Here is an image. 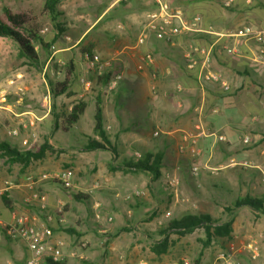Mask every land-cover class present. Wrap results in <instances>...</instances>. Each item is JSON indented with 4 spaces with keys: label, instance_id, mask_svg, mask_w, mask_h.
I'll list each match as a JSON object with an SVG mask.
<instances>
[{
    "label": "crops",
    "instance_id": "obj_1",
    "mask_svg": "<svg viewBox=\"0 0 264 264\" xmlns=\"http://www.w3.org/2000/svg\"><path fill=\"white\" fill-rule=\"evenodd\" d=\"M45 2L0 0L3 7L14 12L39 16L43 23L40 34L52 49L47 58L40 54L45 69L53 62L66 65L72 61L76 76L80 77L75 78L67 93L54 97L49 89L40 102L41 94L36 101H30L34 93L23 84L7 86L10 91L1 90L0 139L10 143L7 138H15L17 146L10 143L12 146L30 149L24 136L10 132L35 124L45 134L50 129H61L54 113L70 111L73 103H65L64 99L77 96L85 99L84 113L93 106L86 114L93 129L99 98L104 127L117 153L109 156V150L91 151L104 153L99 155L101 159L117 157L118 161L114 159L116 167L109 163L106 174L94 176L97 184L98 177L104 178L107 187L90 188V215L71 206L66 221L58 222L56 215H51L52 220L39 216L35 212L38 204L26 202L37 186L31 184L30 177L42 171V164L38 167L36 161L22 170L19 163L9 164L0 157V264H26L31 255L26 244L9 237L2 226L19 216L30 223L51 224L53 242L61 244L67 264H172L183 259L193 264H218L221 252H233L243 264H264V211L249 205L234 206L248 194L264 199V182L258 168L264 162V62L254 61L261 49L257 41L243 39L236 43L226 35L247 26L264 29V0H236L228 8L218 0H171L172 6L189 18L201 15L204 30L180 34L173 41L158 39L148 32L142 45L137 39L148 14L156 8L154 0H62L58 21L63 31L42 13ZM192 43L213 48V69L230 83L229 91H224L219 83L201 81L200 61L192 68L188 66L185 52ZM227 45L235 46L234 54L226 52ZM82 46L84 50L79 52ZM86 53L98 57L95 67L90 66ZM146 53L153 54V64L145 60ZM105 72H112L113 77L121 73L123 78L112 86V77L103 86L97 79ZM43 80L47 83L45 77ZM34 104L41 108L33 109ZM197 125L203 131L194 140L201 150L194 157L189 152L193 140L184 134H198ZM246 135L251 137V143L243 142ZM53 140L45 135L40 146L47 141L56 147ZM132 148L143 155L161 153L162 175L155 177L151 172L119 167L128 160L126 154ZM193 163L200 168L197 175L192 173ZM122 173L127 178L117 181ZM168 176L178 178L180 186H169ZM159 181L166 182V191ZM38 190L41 201L50 207L60 199L70 198L68 191L61 194L48 182H42ZM134 190H141V195L126 199ZM5 194L10 205L3 199ZM97 211L101 212V219H97ZM199 213L209 214L215 219L214 226H218L217 230L212 229L210 241L205 244L203 227L186 234L170 231L166 252L157 254L152 249L165 237L163 231L169 222ZM109 215L113 216L112 221L108 220ZM194 233L198 234L191 236ZM250 242H255L260 250L257 259L251 257L247 248Z\"/></svg>",
    "mask_w": 264,
    "mask_h": 264
},
{
    "label": "trees",
    "instance_id": "obj_2",
    "mask_svg": "<svg viewBox=\"0 0 264 264\" xmlns=\"http://www.w3.org/2000/svg\"><path fill=\"white\" fill-rule=\"evenodd\" d=\"M61 1L62 0H46L42 13L47 14L55 24V27L63 31V27L58 21L61 14L58 5ZM3 13L4 16L0 14V37H8L15 41L19 47V56L29 64L42 69L45 62L42 60L43 57L40 55L41 52H39L37 46L41 47L42 51H44L50 48V44L46 42L40 34L43 23L39 19V16L27 12H14L6 7L3 8ZM65 68L63 76L60 79L51 80L47 75L50 89L54 97L70 91L69 89L76 78L77 68L74 62L71 61L66 64ZM112 77V72H105L98 76L97 83L104 86L108 84ZM85 108V100H80L73 105L70 111L66 110L62 113H54L53 111L56 118V125L63 131H69L74 124L79 122L85 112ZM93 131L94 136L89 135L86 137L84 149L88 151L109 150L114 154L117 153V149L112 144L109 134L104 127V115L99 98L96 103ZM95 135L98 136V138ZM50 148V144L45 141L37 150H19L8 141L0 139V157L5 158L6 162L9 164L19 163L22 166V170H25L31 163L43 159ZM143 158V160L138 159L137 161L124 160L119 167H122L125 171H147L151 172L155 177H160L162 175L160 168L162 165V154L158 153L154 155L152 153H145ZM73 195L78 200H88L89 197L79 192H75ZM3 199L7 205H10L11 201L8 195H3ZM241 205H249L256 210L264 211V199L253 197L249 194L237 200L234 204L235 207ZM214 223L215 219L206 213L186 214L180 219L169 222L163 231L164 233L166 232L165 237L160 242L155 243L152 249L157 254L166 252L169 247L168 232L170 231L178 234H186L201 227L205 229L207 235L206 244L212 239L214 234L212 229H218V226H214ZM44 264H67V261L63 258L54 260L53 258L45 257Z\"/></svg>",
    "mask_w": 264,
    "mask_h": 264
},
{
    "label": "rangeland",
    "instance_id": "obj_3",
    "mask_svg": "<svg viewBox=\"0 0 264 264\" xmlns=\"http://www.w3.org/2000/svg\"><path fill=\"white\" fill-rule=\"evenodd\" d=\"M3 8L4 7L0 3V14L4 16ZM82 48L83 46L79 47L78 51L81 52L82 50H84ZM18 50H19V47L17 43L13 41L11 38L0 37V91L3 89H7L8 91H10L11 87L8 89L7 86H10V85L15 86L17 84H23L24 86L28 88V91L30 93H34L35 97L30 101L32 102L33 100L37 99L39 94H41L40 97L38 98L40 102V99L42 98L43 94L47 93L48 90L50 89V86L48 84L49 78L51 80H57V79L62 78L63 72L66 69L65 68L66 65H59L56 62H53L50 64L48 68L45 69V64H44L43 68L40 69V68L33 66L32 64H29L23 58H21L19 56ZM39 50H41L42 54L44 53V56H46V58L52 52L51 48L44 50L42 52V48L39 47ZM42 60L44 61V58ZM47 75L49 78L47 77ZM44 77L45 79H47V83H45V81L43 80ZM77 77L78 76H76V79ZM10 80H14V81L10 82ZM64 100H65V103L71 102L74 105L78 101L85 100V99L84 97L77 96L73 98H65ZM38 105L34 104L33 109L41 108V106L38 107ZM92 109H93V106H91L88 109L87 113H84L82 115V116H85L84 120L81 123H79L77 127H73L69 131H63L62 129H53V130L50 129V130H47L49 131L48 134H45L44 130L39 129V127H37L36 124L29 128L22 129L21 131L18 128L19 133L16 136H21V137L24 136L28 140L29 144H31V145H28V146H31V147H28L30 149L32 148V149L37 150L40 146V143L44 140L45 135L50 136L52 140L55 137L53 142L56 144V147L52 146L49 149L46 156L43 159L38 160L36 163L38 164L37 165L38 167L39 165L42 164L43 169L42 171L40 170V172L38 173L35 172L32 175L34 180H37V183H36L37 186L33 189L32 194L38 193L40 195V190H38V186L42 182H48V185L56 188L58 191H60L61 194L65 193L66 191H68L70 194L69 199L67 198L60 199L57 201V203L53 207H50L46 202H45V206H42L41 199L40 201L37 199H32V198L29 201L26 200V202H29V203L33 202L34 204L35 203L38 204L35 206V209H36L35 212H37L39 216L41 214L43 216L46 215V217H48L49 220H52L50 219L51 215L52 216L56 215L58 222H60L61 218L63 219V221H66L67 212H69L71 206L74 207L75 209H78L79 211L83 213H87V216H89L90 215L89 213L90 205L88 204L89 202H91L90 197H88V200H78L74 197L73 193L79 192L83 195L90 196L91 195V193L89 192L91 191L90 188L94 186L100 187V185L101 187L99 189L107 187V185L105 184L104 178L98 177V180L100 181L101 184L100 183L97 184L96 182L97 179L95 180L94 176L101 174L102 172L103 174H106L107 169L109 167V163H111L113 167H116L115 165L117 163L116 161H114V159L117 160L118 158L112 157L109 159V157H106V159H101L99 158L100 157L99 155L104 154V153L101 152L99 155H97L98 152L95 153V152L84 149L86 137L89 135H94V131L90 127L89 122H88L89 120L86 117V114H88ZM14 126H17V124H15ZM7 139L10 141L12 145L17 146L16 144L17 141L15 138H7ZM134 152H135V148H132L131 150H129V153L126 154V157L128 160H132V161L138 160L134 156ZM112 154L113 152L109 153V156ZM102 162H107V164L106 163L103 164ZM37 166H31V168H33V170L34 168L38 170ZM65 169H69L73 173L74 184H75V187L73 189H66L59 180L54 179V178H49V179L38 181V178L43 173L56 174L57 172L61 170H65ZM120 178L126 179L127 174L122 173L120 176H118L117 181H122V179ZM159 183L164 191L168 189L167 187L169 184L167 185L165 181L164 183L162 181H159ZM179 186H180V183H179ZM126 191H128V189ZM179 191H180V187H179ZM179 194L180 192H178V195ZM220 194L222 195L223 193L221 192ZM179 197L181 198V196ZM103 213H104V210H103ZM47 222L49 221L47 220ZM197 234L198 233H194L191 236H196ZM190 249L194 250L195 247H191ZM161 259L163 258H159V260Z\"/></svg>",
    "mask_w": 264,
    "mask_h": 264
},
{
    "label": "built area",
    "instance_id": "obj_4",
    "mask_svg": "<svg viewBox=\"0 0 264 264\" xmlns=\"http://www.w3.org/2000/svg\"><path fill=\"white\" fill-rule=\"evenodd\" d=\"M221 4L228 8L234 5L236 0H218ZM156 4L155 10L148 14V21L143 26L142 31L137 39L138 45H142L146 42V35L148 32L153 33L156 38L173 41L180 34H186L190 32H200L203 31L202 16L196 15L193 18L185 16L183 11L179 8H174L171 4V0H154ZM212 29V28H210ZM210 31V30H209ZM212 32V31H211ZM226 35L232 37L236 43H241L242 40L254 39L261 45L260 53L254 57V61L264 62V29L255 28L251 26L239 28L226 33ZM70 39V37H67ZM226 52L229 55L234 54L236 51L235 46L227 45L225 47ZM185 56L188 59V66L194 67L200 61L199 77L203 83L205 82H216L219 83L224 91H229L231 89L230 83L223 79L212 66L213 59V48L202 46L200 44L192 43L185 52ZM86 57L91 67H95L98 63V57L94 55L91 57L86 53ZM145 60L153 64L154 56L152 53H146L144 56ZM108 64V63H105ZM104 64H101L100 68H103ZM123 78L121 73L116 74L112 80L111 85L115 86ZM84 81V79H82ZM88 84V83H87ZM49 99V98H48ZM200 130L198 134L194 132H186L184 137L187 139H192L193 144L189 146V152L192 156H197L200 154L201 150L195 145V138L200 135L203 129L200 125H197ZM12 135H17L19 129H13L10 132ZM220 139H224V136H219ZM243 142L248 144L251 143V137L249 135L244 136ZM184 149V146L181 147ZM143 154L140 151L135 152V157L137 159H142ZM261 173V179L264 182V162L258 165ZM192 173L194 175L199 174L200 168L196 163L192 164ZM49 178H54L59 180L62 185L67 189H73L75 187L73 173L69 169L61 170L56 174L43 173L39 178L40 180H45ZM30 182L32 185L37 183L33 177H30ZM169 186L177 187L179 185V179L176 177L168 176L166 179ZM12 185V184H8ZM141 190H134L132 193L126 195V199H133L134 197L141 195ZM32 199L40 200V195L38 193H33ZM42 206L45 203L42 202ZM98 207L99 204H96ZM97 219L102 218L101 212H96ZM108 220L112 221L113 216L109 215ZM63 222V219H60ZM5 233L11 238L21 239L27 246V249L31 252L30 257L27 259L26 264H43L45 257L53 258L54 260H59L62 258V247L61 244L53 242L54 230L53 228L43 222L41 224L30 223L25 217L19 216L15 218L12 222L2 224ZM247 248L253 259H257L260 256V250L255 242H250L247 244ZM218 264H243L242 261L236 257L233 252H221L217 257ZM137 264H147L145 262H139ZM172 264H193L189 259H183L181 261H176Z\"/></svg>",
    "mask_w": 264,
    "mask_h": 264
}]
</instances>
